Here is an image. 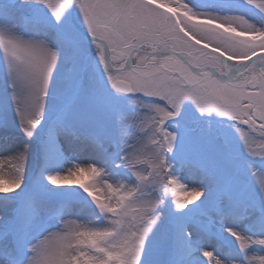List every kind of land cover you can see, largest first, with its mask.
<instances>
[{
	"label": "snow or ice",
	"instance_id": "snow-or-ice-1",
	"mask_svg": "<svg viewBox=\"0 0 264 264\" xmlns=\"http://www.w3.org/2000/svg\"><path fill=\"white\" fill-rule=\"evenodd\" d=\"M0 51V264H264V28L185 0H0ZM53 152L70 166L45 179L89 219L25 188Z\"/></svg>",
	"mask_w": 264,
	"mask_h": 264
},
{
	"label": "rangeland",
	"instance_id": "rangeland-1",
	"mask_svg": "<svg viewBox=\"0 0 264 264\" xmlns=\"http://www.w3.org/2000/svg\"><path fill=\"white\" fill-rule=\"evenodd\" d=\"M185 3L198 15H218V16H242L253 25L264 28V11L257 9L254 5L247 3V0H185ZM39 16L45 21H51V17L44 8L38 9ZM6 76V66L2 51H0V107H7L11 112V105L8 103L6 93L4 91V79ZM225 133L229 136L233 143L234 151L237 154L238 163L247 177V161L249 157L239 151L236 134L231 129H225ZM80 159H89V156H80ZM253 164L261 169H264V161L258 159L252 161ZM70 163L58 156L55 152L52 153L46 167L41 171V163L35 156H30L29 166L27 170V182L25 188L31 190L38 189L46 197L55 200L70 199L76 202L72 216L82 220L90 218L93 206L90 201L84 200L78 194L79 190L72 188H56L50 185L45 179L46 172L63 171ZM14 196L15 194H9ZM177 195H183L182 192H177Z\"/></svg>",
	"mask_w": 264,
	"mask_h": 264
}]
</instances>
